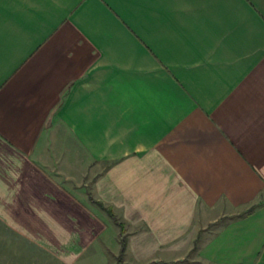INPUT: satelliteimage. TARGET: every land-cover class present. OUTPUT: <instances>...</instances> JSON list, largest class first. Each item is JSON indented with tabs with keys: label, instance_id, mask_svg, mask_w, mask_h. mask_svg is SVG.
<instances>
[{
	"label": "crops",
	"instance_id": "1",
	"mask_svg": "<svg viewBox=\"0 0 264 264\" xmlns=\"http://www.w3.org/2000/svg\"><path fill=\"white\" fill-rule=\"evenodd\" d=\"M264 264V0H0V223L64 264Z\"/></svg>",
	"mask_w": 264,
	"mask_h": 264
},
{
	"label": "rangeland",
	"instance_id": "2",
	"mask_svg": "<svg viewBox=\"0 0 264 264\" xmlns=\"http://www.w3.org/2000/svg\"><path fill=\"white\" fill-rule=\"evenodd\" d=\"M120 243V242H119ZM120 251V249H119ZM119 253V252H118ZM117 253V255H118ZM195 252H190L188 256L177 264H186L192 262L195 258ZM115 260L114 264H116ZM125 264H134L126 256ZM0 264H64L57 261L54 257L47 254L46 251L26 242L21 236L11 232L7 226L0 223ZM149 264H166L163 261L151 262Z\"/></svg>",
	"mask_w": 264,
	"mask_h": 264
},
{
	"label": "trees",
	"instance_id": "3",
	"mask_svg": "<svg viewBox=\"0 0 264 264\" xmlns=\"http://www.w3.org/2000/svg\"><path fill=\"white\" fill-rule=\"evenodd\" d=\"M92 200L102 207L104 210L107 211V213L110 215V217L113 219V221L116 223V225L119 227V242H120V251L118 255L116 256V264H125L124 263V257L126 254V249L128 246V233L126 230L125 224L118 218V216L115 214L113 209L111 207L105 206L102 202H99L98 200H95L93 197H91ZM197 250V246L195 245L191 252H195Z\"/></svg>",
	"mask_w": 264,
	"mask_h": 264
}]
</instances>
